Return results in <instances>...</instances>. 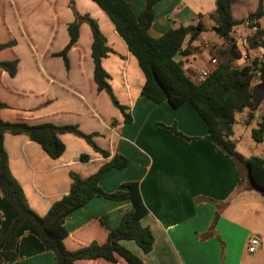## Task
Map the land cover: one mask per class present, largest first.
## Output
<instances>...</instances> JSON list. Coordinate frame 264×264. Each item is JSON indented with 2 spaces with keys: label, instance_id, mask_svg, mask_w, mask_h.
<instances>
[{
  "label": "crops",
  "instance_id": "1",
  "mask_svg": "<svg viewBox=\"0 0 264 264\" xmlns=\"http://www.w3.org/2000/svg\"><path fill=\"white\" fill-rule=\"evenodd\" d=\"M56 1L44 0L50 16L40 15L35 22L18 17L15 25L5 27L9 38H18V45L22 44L24 50L19 52L17 47L7 56L0 53V59L17 56L20 60L15 78L9 79L0 72V100L11 107L2 110L0 117L4 121L22 120L29 124H78L86 133L103 135V138L95 139L97 144L128 160L125 169L107 171L99 186L104 192L111 193L125 183L138 184L147 209L141 225L151 230L152 250L143 255L133 242L121 244L140 257L143 264H264V197L249 182L246 168L203 139L207 128L188 103L173 108L168 102L155 104L143 97L140 94L143 76L141 72L136 73V60L127 51L110 20L92 1L74 0L77 13L87 14L97 22L107 45L114 51L101 59V66L110 80L112 75L104 63L110 56L114 58L109 67L113 72L117 71V81H114L117 90L111 89L118 102L128 108L131 117L129 124H121L120 115L110 110L105 97L94 93L89 57L91 35L86 25H81L79 39L68 54V71L64 70L61 60L50 56L67 42L65 27L72 19L65 7L56 6ZM124 1L136 16L145 4V0ZM215 2L161 0L153 8V22L148 30L152 38H159L168 29L180 25H195L197 16H201L205 32L191 43L187 38L181 50L184 53L175 56V61L181 62L184 72L194 83L200 69L213 67L212 54L226 47L212 31L215 23L211 14ZM258 2L231 0L232 19H246L256 10ZM61 5L65 6L66 0H61ZM257 22L264 24L263 19ZM246 27V23L236 26L231 33L241 51L246 44L245 38L255 31V28ZM15 33L17 36H13ZM115 43L124 49L122 61L116 58L120 52ZM253 51L248 50V56L242 53V59L235 65L242 67L249 63ZM257 57H260L259 52ZM131 58L133 76L128 79ZM258 84L259 79L255 77L251 82L255 90L251 106L243 110H248L245 116L238 121L235 119L234 124L240 123L246 128L242 129V136L237 140L232 126L231 139L235 141L236 150L238 145L241 146L242 138L245 147L251 146V131L257 129L264 115V93L256 91ZM112 118L118 120V125L111 126ZM158 124L174 125L184 136L201 140L184 142L159 129ZM58 137L64 141L65 151L59 159L52 160L23 135L3 136L9 171L23 190L29 208L39 216L45 215L54 202L67 194L70 172L86 178L104 162L85 142H80L82 139L69 134ZM254 144L264 146V136L261 143ZM81 155H87L88 160L82 162ZM258 158L264 161L262 157ZM130 208L129 201L93 198L66 217L64 226L69 233L66 243L74 248L94 239L103 242L106 232L116 228L124 212ZM253 236H258L262 243L254 253H248V241ZM12 264L55 263L51 253L45 252Z\"/></svg>",
  "mask_w": 264,
  "mask_h": 264
},
{
  "label": "trees",
  "instance_id": "2",
  "mask_svg": "<svg viewBox=\"0 0 264 264\" xmlns=\"http://www.w3.org/2000/svg\"><path fill=\"white\" fill-rule=\"evenodd\" d=\"M90 1L107 16L127 51L136 60L143 76L140 94L155 104L168 102L173 108L188 103L207 128V135L203 139L209 140L223 154L246 168L247 177H250L254 188L264 197V161L258 157H243L237 152L235 141L231 139L235 115L251 106L255 94L251 82L255 77L259 79L256 91L264 93V24L262 26L257 22L259 19L264 21V0H259L256 10L240 21L232 19L231 0H216L214 12L211 14V19L215 23L212 31L226 47L212 54L217 61L216 66L207 79L198 84L192 82L186 75L181 62L175 61V56L184 53L181 50L187 38L191 43L205 32L200 15L197 16L198 21L195 25H180L168 29L159 38H152L148 30L153 22V8L161 0H145L138 16L124 0ZM46 5L44 0H0L2 56H7L14 48L20 47L18 38H9L5 27L15 25L18 17L27 22H35L39 20L40 15L50 16V12L45 10ZM56 6L62 9L65 7L72 19L65 27L67 42L50 56L61 60L64 70L68 71L70 68L68 54L79 39L81 25H86L91 35L89 57L94 93L105 97L110 110H115L120 115L121 124H129L131 117L128 108L118 102L108 84L109 75L101 66V59L113 54L114 51L107 45L97 22L87 14L77 13L74 0H66L65 6L61 5V0H57ZM251 21H255L252 26L255 32L247 36V48L257 50L260 57L238 67L235 63L242 59L243 55L231 33L236 26ZM1 30L5 34L4 38H1ZM23 50L22 45L21 52ZM19 62L17 56L0 59V72L9 79L15 78ZM9 109L11 107L0 100V112ZM110 124L118 125V120L112 118ZM157 126L184 142L201 140L184 136L174 125ZM5 134L25 136L52 160L59 159L65 151V146L58 136L69 134L82 139L104 162L95 173L86 178L70 172L71 182L67 194L54 202L45 215L39 216L29 208L23 190L9 171L8 157L3 148ZM263 136L264 115L260 118L257 129L251 131L254 143H261ZM100 137L104 136L98 132L86 133L78 124L55 125L51 122L29 124L22 120L4 121L0 117V264H12L45 252L51 253L55 264L91 262L143 264L142 259L125 248L121 242H133L143 255L151 252L153 235L148 227L141 225L147 209L135 182L125 183L119 190L111 193H106L100 188L99 182L107 171L123 170L128 164L124 156L116 152L112 154L110 150L99 146L95 139ZM80 160L85 162L88 156L81 155ZM93 198H105L114 202L129 201L131 208L124 212L116 228L106 232L103 242L94 239L86 245L70 248L66 243L69 233L64 221L70 213Z\"/></svg>",
  "mask_w": 264,
  "mask_h": 264
},
{
  "label": "rangeland",
  "instance_id": "3",
  "mask_svg": "<svg viewBox=\"0 0 264 264\" xmlns=\"http://www.w3.org/2000/svg\"><path fill=\"white\" fill-rule=\"evenodd\" d=\"M87 2H89V1H87ZM89 4V3H88ZM91 4V3H90ZM95 4V3H94ZM5 11V10H4ZM102 25V24H101ZM248 27H246V28H252V26H254L253 24H248L247 25ZM0 28L2 29V27H1V25H0ZM245 28V27H244ZM103 31H104V29H103ZM235 32H237V31H235ZM255 31H253V33H254ZM5 37V34L3 33V31L1 30V38H4ZM245 40H246V44L243 46L244 48L242 49V53L243 54H245L246 56H248V52H247V50H248V46H247V37L245 38ZM241 41H242V43H244V40H242L241 39ZM115 45V47H116V49H117V51H119L120 53H118V55H116V58H119V60L120 61H122L123 60V56H121V55H123V53H124V49H123V47L122 46H118L116 43L114 44ZM21 50H22V45H20V47H19V52H21ZM252 55H250V58H252V59H254V58H256V56H258V51L257 50H254L253 51V53H251ZM110 59H109V61L108 62H106V63H104V67L105 68H107V70H109L108 71V73L109 74H111L112 76H111V78H110V80H108V84L110 85V87H112V89H116L117 90V88L115 87V85H114V81H117V76H116V74H117V71H112L111 70V68L109 67V64L111 63H113L114 61H113V57H109ZM251 59V60H252ZM131 64H132V66L129 68V70H128V74H127V76H128V79H131V77L133 76V59L131 58ZM136 73H138V74H140V71H139V69H138V67H136ZM111 71V72H110ZM130 81V80H129ZM115 95V94H114ZM116 97V96H115ZM248 110H245V111H243L242 113H237L236 115H235V119L238 121L239 120V118L241 117V116H245V112H247ZM242 129H246V128H244L243 127V125H241L240 123H237V124H234L233 125V131H234V138L237 140V138L241 135L242 136ZM248 132H250V130L248 129ZM59 139H60V137H59ZM243 139V141H245L244 140V138H242ZM61 140V139H60ZM62 141V140H61ZM243 141H241L242 143H241V146L240 145H238L237 146V151L240 153V154H242V155H244L245 157H250V156H253V157H262L263 159H264V146H262V147H260L259 145H255L252 141H250L251 143V146L249 145V146H246L245 147V142H243ZM63 143H64V141H62ZM82 144H84L83 142L84 141H80ZM65 146V145H64ZM32 203V202H31Z\"/></svg>",
  "mask_w": 264,
  "mask_h": 264
},
{
  "label": "built area",
  "instance_id": "4",
  "mask_svg": "<svg viewBox=\"0 0 264 264\" xmlns=\"http://www.w3.org/2000/svg\"><path fill=\"white\" fill-rule=\"evenodd\" d=\"M254 23L255 21H251L250 23L246 22L247 25L254 24ZM252 29L254 30V27H252ZM244 59L248 61L246 57H244ZM216 63L217 61L214 58H212L211 64L213 67L210 66L209 68L200 69L197 72L196 77L194 79L195 83L198 84V83L204 82L207 79V77L210 75V73L213 71V69L215 68ZM261 243L262 241L258 236L251 237L248 241L247 252L254 253L261 246Z\"/></svg>",
  "mask_w": 264,
  "mask_h": 264
},
{
  "label": "water",
  "instance_id": "5",
  "mask_svg": "<svg viewBox=\"0 0 264 264\" xmlns=\"http://www.w3.org/2000/svg\"><path fill=\"white\" fill-rule=\"evenodd\" d=\"M248 180L252 184V186H254L253 183H252V181H251V179H250V177H248Z\"/></svg>",
  "mask_w": 264,
  "mask_h": 264
}]
</instances>
